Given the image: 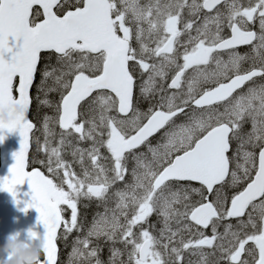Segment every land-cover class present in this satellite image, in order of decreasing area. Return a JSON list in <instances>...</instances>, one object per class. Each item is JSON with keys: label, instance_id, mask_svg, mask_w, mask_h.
<instances>
[{"label": "snow or ice", "instance_id": "snow-or-ice-1", "mask_svg": "<svg viewBox=\"0 0 264 264\" xmlns=\"http://www.w3.org/2000/svg\"><path fill=\"white\" fill-rule=\"evenodd\" d=\"M37 73L35 99L55 113L43 118L42 145L29 119ZM256 78L264 0H0V143L21 137L0 190L15 199L28 184L30 199L16 202L45 228L28 233L42 241L38 264H59L58 239L84 230L78 205L93 198L104 212L74 239L67 264H104L101 238L112 244L108 264H264V83L240 91ZM140 98L152 101L147 111ZM33 142L46 159L30 160Z\"/></svg>", "mask_w": 264, "mask_h": 264}, {"label": "water", "instance_id": "water-1", "mask_svg": "<svg viewBox=\"0 0 264 264\" xmlns=\"http://www.w3.org/2000/svg\"><path fill=\"white\" fill-rule=\"evenodd\" d=\"M21 137L18 133L7 134L1 146V169L0 177L9 174V168L14 163L13 153L20 148ZM31 149V147H30ZM230 152V151H229ZM198 184L197 182H193ZM30 191L27 183L18 186V196H13L7 191L0 190V249L6 243V238L9 235H15L19 239L28 241L29 231H35L39 235H43L45 228L43 224L38 223V212L33 209L23 210L25 204L23 202L17 203L16 199L27 201L30 196L25 195ZM8 254L0 252V264H4ZM59 258V250H58Z\"/></svg>", "mask_w": 264, "mask_h": 264}, {"label": "clouds", "instance_id": "clouds-1", "mask_svg": "<svg viewBox=\"0 0 264 264\" xmlns=\"http://www.w3.org/2000/svg\"><path fill=\"white\" fill-rule=\"evenodd\" d=\"M0 252L12 253L11 259L7 258L4 264H38L39 258L43 255L42 241L40 239L24 241L15 235H9Z\"/></svg>", "mask_w": 264, "mask_h": 264}, {"label": "rangeland", "instance_id": "rangeland-1", "mask_svg": "<svg viewBox=\"0 0 264 264\" xmlns=\"http://www.w3.org/2000/svg\"><path fill=\"white\" fill-rule=\"evenodd\" d=\"M182 39H183V37H182ZM185 120V119H184ZM184 120H182V121H184ZM182 121H180V122H182ZM180 122H178V123H180ZM251 122L250 121H246L245 123H244V125H243V129H242V132L243 133H247V132H250L251 131ZM161 139V138H160ZM237 141H234V144H235V148H234V151H235V149H236V147H237ZM82 147H88V145H86V146H82ZM102 152H104V154L105 155H107V153H106V151L105 150H101ZM233 151V152H234ZM85 163H86V165L88 164V161L86 160L85 161ZM128 163H129V167H131L132 166V160H131V158H129V161H128ZM130 178V177H129ZM122 185L121 184H117V185H115V188H119V187H121ZM194 187H197V186H194ZM232 188H226L225 187V191L228 193V190H231ZM109 194L111 195V197H109ZM109 194H108V201H107V204H108V207L109 208H111V207H113L114 206V197L112 196V193L111 192H109ZM193 199L194 200H198L199 199V197L198 196H193ZM94 200L96 201V205H95V212H94V214H93V218H92V222H93V219H94V217L96 216V214L97 213H103L104 212V205H103V203L102 202H100V201H97L95 198H93V202H94ZM157 217V215H155V214H153L150 218H149V223H151L152 222V220H154L153 221V224H155L156 225V232H155V234H157L158 235V229L160 228V227H162V224L161 223H159L158 222V219L156 218ZM91 222V223H92ZM235 225V224H234ZM148 225L146 224L145 225V227H147ZM173 227H175V225H173ZM221 232H223L224 231V228H223V225H221L220 226V229H219ZM209 234H211V229H210V231H209ZM96 244H99L100 245V247H102L104 244L106 245V247L109 249V251H110V248L112 247V244H111V242H106L105 240H104V238H101L100 240H93V245H96ZM116 247V246H115ZM108 251V250H107ZM206 251H208L207 249H206ZM219 255V253H217V256ZM185 257H186V259H191L193 262H196V261H198L199 260V256L198 255H196V256H192V255H189L188 253H185ZM247 258V257H246ZM121 259H122V257H121ZM209 259H210V261H215V259H216V257H209ZM250 259V258H249ZM126 260H127V251H126ZM222 264H223V262H222Z\"/></svg>", "mask_w": 264, "mask_h": 264}, {"label": "trees", "instance_id": "trees-1", "mask_svg": "<svg viewBox=\"0 0 264 264\" xmlns=\"http://www.w3.org/2000/svg\"><path fill=\"white\" fill-rule=\"evenodd\" d=\"M51 63L53 64V65H55L56 64V60H55V56H53L52 57V61H51ZM37 95H38V93H37ZM35 93H34V100H35V106H37L38 105V101H37V99H35V97L37 96ZM40 95V99H42V97H44L43 96V94L41 93V94H39ZM48 98L50 99V100H52V101H58L59 100V94L58 93H56V94H54V93H50L49 94V96H48ZM44 99V98H43ZM42 99V100H43ZM46 110H47V112L50 114L51 113V116H53L55 113H54V110L52 109V108H48V107H44ZM37 109H38V107H37ZM44 110V109H43ZM40 140V142L42 143V139H39ZM58 140H57V137H55V139L53 140V146H55V144H56V142H57ZM33 155V154H32ZM32 155H31V159H33L32 158ZM35 159H46V156H45V154L44 153H40L39 154V152H37V154H36V156H35ZM65 159H67V160H71L69 157H68V155L67 154H65ZM33 165V164H32ZM44 171H46L45 169H44ZM47 174V173H46ZM83 216L84 217H87V212L86 211H84L83 212ZM85 230V229H84ZM84 230L80 233V232H77V231H73L69 236H68V238H67V241H65L64 239H58V246H59V250H60V262H59V264H67V262H68V260H67V258H68V251H69V248H70V245H71V240H72V238L74 237V236H76V235H84ZM62 232H63V230H62ZM62 232H61V234H62ZM120 248L119 249H121L122 251L124 250V248H122L123 246L122 245H120L119 246ZM118 248V247H117ZM124 255H125V253H124ZM124 255L122 256V259L123 260H125L126 261V256L124 257ZM100 257H103V258H101V260L104 262V264H107V262H108V254L106 253L105 254V256L104 255H102V254H100Z\"/></svg>", "mask_w": 264, "mask_h": 264}, {"label": "flooded vegetation", "instance_id": "flooded-vegetation-1", "mask_svg": "<svg viewBox=\"0 0 264 264\" xmlns=\"http://www.w3.org/2000/svg\"><path fill=\"white\" fill-rule=\"evenodd\" d=\"M243 2L245 3V5L247 4V0H243ZM221 8L223 9V5H221ZM252 28H253V30L258 31V30H259L258 22H257L255 25H253ZM227 33H228V30L225 29V34L227 35ZM238 51H239L241 54L249 53V54L251 55V46H241V47L238 49ZM252 63H253V61H252L251 59L248 60V61L243 65V68H244V69L249 68V67L252 65ZM256 63L258 64L259 62L256 61ZM262 83H264V79L256 78V79L251 83V85H246V87H245L244 89L240 90V91H246L247 87L252 86V85H260V84H262ZM151 102H152V101H150V103H151ZM150 103L148 104L147 101H144V102H143L142 98H140V100H139V104H138V107H139L140 110L143 109V108H147V109H148ZM184 119H185L184 116H179V117L177 118V121H176V122L178 123V122H180V121H182V120H184ZM157 140H158V137H156V138H154V139H151L150 141H151L152 144H155V143L157 142ZM233 148H234V144H233V142H232V149H233ZM145 150H146V147L143 146V147H141L140 149H138V150H136V151H137V152H144ZM231 222L234 223V221H231Z\"/></svg>", "mask_w": 264, "mask_h": 264}]
</instances>
